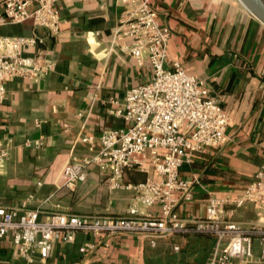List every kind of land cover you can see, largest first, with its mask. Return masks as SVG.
I'll use <instances>...</instances> for the list:
<instances>
[{"label": "crops", "instance_id": "obj_1", "mask_svg": "<svg viewBox=\"0 0 264 264\" xmlns=\"http://www.w3.org/2000/svg\"><path fill=\"white\" fill-rule=\"evenodd\" d=\"M151 3L161 26L171 32L168 61L180 63L203 81L229 115L227 142L181 172L184 178L198 174L203 183L180 213L203 218L209 194L235 196L259 173L264 180V24L239 0ZM57 8L61 35L37 30L46 39L48 57L57 63L55 71L37 82L21 77L10 80L7 98L0 105V147L10 149L9 160L0 169V207L17 208L28 201V209L41 211L42 219L51 213L126 215L133 193L109 191L108 175L98 166H88L86 182L75 190L62 185V169L69 162L90 159L104 131L124 126L123 120L109 115L110 100L122 102L129 88L152 79V69L147 62L138 67L118 47L105 56L125 0H63ZM32 24L0 27V35L31 36ZM86 137H93L94 143L83 142ZM28 140L44 144L39 149L25 148ZM146 177L128 171L124 180L136 184ZM257 219V210L250 204L234 215L244 225ZM85 244L95 248L82 253ZM214 244V237L202 234L160 241L153 248L132 235L96 239L78 233L72 244H55L49 258L36 254L28 259L3 240L0 264H206ZM250 264H264L257 245Z\"/></svg>", "mask_w": 264, "mask_h": 264}, {"label": "built area", "instance_id": "obj_2", "mask_svg": "<svg viewBox=\"0 0 264 264\" xmlns=\"http://www.w3.org/2000/svg\"><path fill=\"white\" fill-rule=\"evenodd\" d=\"M63 0H0L3 15L0 27L33 23L31 36L0 35V105L7 98V83L14 78L37 82L52 74L57 66L47 55L44 29L53 37L61 35L62 18L57 4ZM109 56L119 51L138 66L147 62L152 69L149 82L131 87L122 102L111 99L109 115L124 126L104 131L99 149L87 161H73L62 169L63 186L75 190L88 178L87 168L95 164L108 175L109 191L133 193L126 215H70L20 207H0V241L8 240L23 258L51 256L55 244H72L78 233L96 239L103 235H132L156 247L160 241L191 235L214 237L213 252L206 264H250L257 245L264 259V180L259 173L242 192L225 196L209 194L203 218L185 217L180 207L195 198L201 177L181 175L185 167L228 140L229 115L209 95L205 83L188 74L180 63L168 61L171 32L159 22V12L151 0H125ZM83 142L94 143L93 137ZM41 140H28L25 148L39 149ZM10 149L0 147V169L9 160ZM128 171L147 174L144 181L126 183ZM32 196H30V200ZM253 205L256 223L244 225L234 220L238 209ZM157 207L158 212L149 209ZM95 245L85 244L84 253ZM174 250L180 251L179 246Z\"/></svg>", "mask_w": 264, "mask_h": 264}, {"label": "water", "instance_id": "obj_3", "mask_svg": "<svg viewBox=\"0 0 264 264\" xmlns=\"http://www.w3.org/2000/svg\"><path fill=\"white\" fill-rule=\"evenodd\" d=\"M244 7L264 24L263 0H239Z\"/></svg>", "mask_w": 264, "mask_h": 264}, {"label": "rangeland", "instance_id": "obj_4", "mask_svg": "<svg viewBox=\"0 0 264 264\" xmlns=\"http://www.w3.org/2000/svg\"><path fill=\"white\" fill-rule=\"evenodd\" d=\"M263 4H264V0H263Z\"/></svg>", "mask_w": 264, "mask_h": 264}]
</instances>
